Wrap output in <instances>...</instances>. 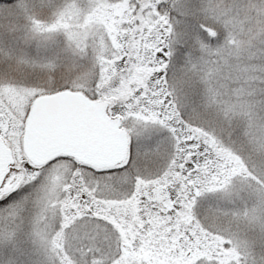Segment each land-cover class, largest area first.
<instances>
[{"label": "snow or ice", "instance_id": "1", "mask_svg": "<svg viewBox=\"0 0 264 264\" xmlns=\"http://www.w3.org/2000/svg\"><path fill=\"white\" fill-rule=\"evenodd\" d=\"M0 264H264V0H0Z\"/></svg>", "mask_w": 264, "mask_h": 264}]
</instances>
